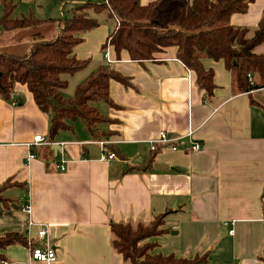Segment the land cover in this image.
Listing matches in <instances>:
<instances>
[{
  "label": "crops",
  "instance_id": "obj_1",
  "mask_svg": "<svg viewBox=\"0 0 264 264\" xmlns=\"http://www.w3.org/2000/svg\"><path fill=\"white\" fill-rule=\"evenodd\" d=\"M8 1L11 18L45 19L36 4L40 0ZM68 3L69 16L85 2L62 1L60 18ZM3 12L0 1V18ZM115 21L78 33L82 40L73 54L89 61L73 74L61 75L66 80L64 97H71L100 66H110L129 80L124 85L110 79L111 105L92 102L109 118L97 125L100 137L94 138L77 119L71 129H61L50 139V117L24 84L13 87L20 104L0 97V184L9 178L19 183L2 192L6 202L0 201V235L17 233L24 240L2 248L4 260L123 264L122 255L111 246L110 223L148 222L163 214L165 231L151 238L157 243L154 252L191 258L208 251L204 264H263L264 87L238 92L223 60L202 58L204 68L213 73L214 87L207 97L195 73L176 57V46L164 47L141 62L131 60L124 50L117 59L112 46L101 48ZM261 21L264 27V0H254L246 12L234 13L229 20L248 28V36ZM29 29L0 26V48L26 54L35 38ZM55 30L41 37H54ZM255 51L264 52V43ZM161 130L180 137L178 149L150 150L149 141ZM38 134L59 144L57 151L50 145L52 157L46 162L36 155L44 144H31ZM100 140L107 143L101 146ZM191 140L201 142L202 148L183 150ZM31 151L35 155L28 158ZM108 152H115V157L101 160ZM155 162L168 167L155 168ZM224 221L230 225L224 226ZM40 226L46 229L43 238L37 236ZM43 243L55 249V261L30 258V244Z\"/></svg>",
  "mask_w": 264,
  "mask_h": 264
},
{
  "label": "trees",
  "instance_id": "obj_2",
  "mask_svg": "<svg viewBox=\"0 0 264 264\" xmlns=\"http://www.w3.org/2000/svg\"><path fill=\"white\" fill-rule=\"evenodd\" d=\"M0 1L4 10L0 26L5 30L30 28V37H35L22 56L6 47L0 48V97L20 104L13 97V87L15 83L24 84L38 108L50 117V139L61 129H71L77 119L84 121L94 138L100 137L102 133L97 125L109 118L92 102L104 100L111 105L110 79L129 84L112 67L100 66L75 87L71 97L62 95L66 80L61 75L73 74L89 61L76 58L73 48L82 40L78 33L99 25L95 17L86 13L85 9L90 7L94 13L105 11L116 20L101 48L112 46L117 59L124 50L131 60L141 62L153 59V54L164 47L176 46V57L195 73L196 84L207 97L214 87L213 73L204 68L202 58L223 60L238 92L264 87V52L255 51L256 46L264 43L262 21L250 36L248 28L229 22L232 14L246 12L254 0H151L145 4L140 0H104L97 4L85 2L75 6L68 17L47 20L11 18V2ZM54 27L57 29L54 37H41ZM36 155L48 161L52 157L50 145L38 148ZM17 184L10 178L0 184V201L6 202L2 192ZM162 225L163 214L148 222L112 221L111 246L122 255L123 264H204L207 261L208 251L191 258L153 252L157 243L151 238L165 231ZM23 241L17 233L0 235V262L4 260L2 248ZM259 259L264 264V253Z\"/></svg>",
  "mask_w": 264,
  "mask_h": 264
},
{
  "label": "built area",
  "instance_id": "obj_3",
  "mask_svg": "<svg viewBox=\"0 0 264 264\" xmlns=\"http://www.w3.org/2000/svg\"><path fill=\"white\" fill-rule=\"evenodd\" d=\"M105 57L108 58L107 53H105ZM248 77L250 79L249 74H248ZM179 138H180L179 136L173 137L170 134H168V132H166L165 130H161L155 139H152L149 141L150 150L156 151L157 149H159L162 146H169L173 150H176L179 148V145H178ZM97 142L101 146H104L107 143V141H104V140H100ZM52 143L53 142H51L50 140L44 139V137L40 134L35 135L33 138V141L31 142V144H33V145H40V144L51 145ZM182 148H183V150H186V151H198L202 148V145H201V142H199L197 140H191L188 145L185 144ZM31 156H33V154L30 152V154L28 155V158H30ZM114 157H115L114 152H108L106 154L102 153L100 155L101 160L111 159ZM58 166H59L60 170L64 169L63 165H58ZM25 207L27 210H29L28 205H26ZM223 225L228 227L230 225V223L228 221H224ZM232 231H233L232 229L228 230L229 233H232ZM45 235H46L45 227L40 226V228L37 232V236L39 238H43ZM30 258L32 260H36V261L51 263V262L56 260L55 249L49 243L30 244ZM0 263L1 264H12L11 262L6 261V260H1Z\"/></svg>",
  "mask_w": 264,
  "mask_h": 264
},
{
  "label": "rangeland",
  "instance_id": "obj_4",
  "mask_svg": "<svg viewBox=\"0 0 264 264\" xmlns=\"http://www.w3.org/2000/svg\"><path fill=\"white\" fill-rule=\"evenodd\" d=\"M62 1L68 2V1H72V0H40L36 4H40L41 11H42L41 15H42L43 18H45V19H52V18L59 19L60 18L59 5H61ZM81 1L82 2H89V3L102 2V0H81ZM65 5L66 6L64 7L63 12L61 10V14H62L63 18L64 17H68V13H69L68 12L69 3L65 4ZM85 10H86V13H88L90 15V13L93 12L94 9H92L90 7V8H86ZM37 11H39V9H37ZM80 11H82V10H80ZM80 13H83V12H80ZM93 17L98 19V22L105 21L104 24H107L109 26L111 24H113L114 20H115L114 17L107 16L105 14V11H101L99 13H96V15L93 16ZM78 120L82 121L83 124H85L83 120H81V119H78ZM153 252H154V250H153Z\"/></svg>",
  "mask_w": 264,
  "mask_h": 264
},
{
  "label": "water",
  "instance_id": "obj_5",
  "mask_svg": "<svg viewBox=\"0 0 264 264\" xmlns=\"http://www.w3.org/2000/svg\"><path fill=\"white\" fill-rule=\"evenodd\" d=\"M14 96V95H13ZM15 97V96H14ZM58 147H59V144H57V143H52L51 144V148H52V150H56L57 151V149H58ZM153 166L155 167V168H159V169H164V168H167L168 166L167 165H163V164H159V163H157V162H155V163H153Z\"/></svg>",
  "mask_w": 264,
  "mask_h": 264
}]
</instances>
